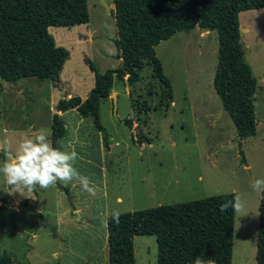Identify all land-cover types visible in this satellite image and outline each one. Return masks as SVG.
<instances>
[{"label": "rangeland", "instance_id": "rangeland-1", "mask_svg": "<svg viewBox=\"0 0 264 264\" xmlns=\"http://www.w3.org/2000/svg\"><path fill=\"white\" fill-rule=\"evenodd\" d=\"M105 1L111 10L112 0ZM87 10L84 24L47 28L54 43L68 51L55 83L0 78V145L10 142L15 151L25 136L40 131L49 136L56 112L65 128L57 140L60 150L75 149L74 167L90 179L96 195L57 182L31 196H9L0 176V255L25 264H107V215L231 192L246 208L233 212L230 264H254L259 195L250 183L264 178V7L237 15L238 27L245 29V60L256 80L253 135H236L212 88L215 32L193 27L154 46L171 101L147 64L133 84L113 78L114 99L108 95L98 105L107 149L91 116L74 108L55 111L61 98H86L93 86L87 63L98 72L120 64L113 12H105L97 0H87ZM71 203L81 208L79 215L71 212ZM132 247L134 264H155L153 235L133 236Z\"/></svg>", "mask_w": 264, "mask_h": 264}, {"label": "trees", "instance_id": "trees-1", "mask_svg": "<svg viewBox=\"0 0 264 264\" xmlns=\"http://www.w3.org/2000/svg\"><path fill=\"white\" fill-rule=\"evenodd\" d=\"M112 5L110 11L116 28L113 42L119 66L98 72L87 63L93 74V86L86 98L83 101L77 96L61 98L55 104V111L74 108L80 116H91L107 149L98 105L109 95L113 78L133 84L139 79L138 70L147 64L171 101L169 80L162 74L154 46L175 32L196 26L216 34L212 88L236 135L242 139L254 134L256 80L238 41L237 15L264 7V0H112ZM87 21V0H0V78L9 83L19 78L55 83L68 51L54 43L47 28ZM124 122L129 125L127 120ZM64 131L62 119L54 112L49 133L54 148L60 150L57 140ZM240 161L243 163V156ZM233 198L231 192L221 193L119 213L118 225L108 219L105 226L107 264H134L135 235L154 236L155 264H193L196 256L213 264H230L233 211L221 213L219 206ZM0 264L25 263L2 254ZM254 264H264V198L261 196L257 205Z\"/></svg>", "mask_w": 264, "mask_h": 264}, {"label": "clouds", "instance_id": "clouds-1", "mask_svg": "<svg viewBox=\"0 0 264 264\" xmlns=\"http://www.w3.org/2000/svg\"><path fill=\"white\" fill-rule=\"evenodd\" d=\"M12 146L10 142L0 145V152L5 157L3 161H0V176L3 177L7 188L6 193L9 196L18 194L26 197L25 193L31 196L37 188L46 190L57 182L65 185L75 183L81 187L82 191L92 196L96 195L90 179L74 167L75 161L79 158L74 148L70 152L54 148L48 134L43 131L34 133L31 137H23L15 144V151L9 150ZM250 187L252 191L264 198V178L252 180ZM245 208V200L240 195H236L233 199L221 203L219 211L225 213L232 210L244 213ZM108 219L118 225L119 212H113L109 218H106L105 226ZM193 264H213V262L196 256Z\"/></svg>", "mask_w": 264, "mask_h": 264}, {"label": "water", "instance_id": "water-1", "mask_svg": "<svg viewBox=\"0 0 264 264\" xmlns=\"http://www.w3.org/2000/svg\"><path fill=\"white\" fill-rule=\"evenodd\" d=\"M98 4L103 8V10L105 12H109L110 11V6L109 4L105 1V0H97ZM245 29L242 28V27H238V41L241 43L242 42V32L244 31ZM109 96L114 99V92L111 91L109 93Z\"/></svg>", "mask_w": 264, "mask_h": 264}, {"label": "crops", "instance_id": "crops-1", "mask_svg": "<svg viewBox=\"0 0 264 264\" xmlns=\"http://www.w3.org/2000/svg\"><path fill=\"white\" fill-rule=\"evenodd\" d=\"M195 28H197L196 26H195ZM198 30H201V29H199V28H197ZM201 31H204V30H201ZM205 32V34H207V30H205L204 31ZM116 199H118V197L116 198ZM70 209H71V212H75L77 215H79V213H80V211H81V208H79V207H76V206H73L72 205V203L70 204ZM106 219V218H105ZM106 261H107V258H106Z\"/></svg>", "mask_w": 264, "mask_h": 264}]
</instances>
